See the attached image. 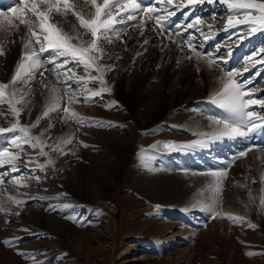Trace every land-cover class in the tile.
I'll use <instances>...</instances> for the list:
<instances>
[{
    "label": "rangeland",
    "instance_id": "obj_1",
    "mask_svg": "<svg viewBox=\"0 0 264 264\" xmlns=\"http://www.w3.org/2000/svg\"><path fill=\"white\" fill-rule=\"evenodd\" d=\"M2 2L8 4L11 0ZM143 3L151 5L154 0ZM179 3L174 0V4ZM226 8L219 0L213 4L205 0L202 5L175 8L169 20L181 26L183 35H194L201 53L226 60L221 67L241 72L238 79L251 77L248 87L257 89L258 97H264V65L247 64L253 49L264 47V34L241 39L247 29L225 28ZM197 17L202 18L203 32L185 31V23ZM207 25L212 29L208 30ZM147 47V53L136 57L135 63V49L125 52L119 46L110 48L123 57L107 75L111 94L97 98L96 103L73 105L82 116L105 122L104 127L64 124L52 114L56 127L49 134L53 138L74 134L73 143L67 146L69 154L57 160L62 171H49L39 184L31 181L30 188L18 189L32 197L49 199L27 200L20 209L9 205L13 214L0 213V264H264V212L259 209L264 153L257 150L264 147L259 146L264 132L211 141L206 147L186 151L164 149V142L193 143L200 138L194 132L210 130L209 115H224L206 103L219 89L223 73L221 67L209 69L206 56L184 59L175 45L164 52L151 44ZM8 49L6 56L0 57L2 82H8L14 74L22 45L9 44ZM184 52L188 53L186 46ZM245 66L248 71H244ZM146 72L150 74L144 77ZM40 91L37 86L29 105L31 115L25 112L22 124L35 121L41 113L44 97ZM112 100L117 106L106 108ZM180 101L184 105L175 107ZM170 102L173 109L168 110L165 105ZM48 123L43 120L34 131L47 128ZM0 126L9 124L0 121ZM81 141L88 147H83ZM248 146L253 151L228 169L221 207L225 212L244 215L257 225L255 229L225 218L211 219L199 207L211 196L210 172L225 167L234 154ZM19 167L26 172L25 165ZM244 184L251 188L254 202H249L248 187L240 186ZM59 193L68 196L53 198ZM8 195H17V189L6 183L0 186V198ZM64 203L71 207L64 208ZM16 210L21 211L19 217L14 215ZM11 238L18 244L9 248L3 241ZM17 251L35 256V261ZM249 252L256 254L247 255Z\"/></svg>",
    "mask_w": 264,
    "mask_h": 264
},
{
    "label": "snow or ice",
    "instance_id": "obj_2",
    "mask_svg": "<svg viewBox=\"0 0 264 264\" xmlns=\"http://www.w3.org/2000/svg\"><path fill=\"white\" fill-rule=\"evenodd\" d=\"M204 2L180 0L179 4H174V0H154V4L145 5L143 0H11L4 4L0 0V8L4 9L0 10V57L6 56L9 44L18 42L22 45L21 57L11 79L8 82L0 81V121L9 124L7 127L0 126V139L3 140V146H0V168L4 169L0 171V186L8 183L17 189V195L0 198V213L13 214L9 205L20 209L26 206L27 200L49 199L47 196L32 197L28 193H20L18 189L30 188L31 181L39 184L47 178L49 171H62L57 167V160L69 154L70 149H66L73 143L74 134L53 138L49 134L56 127L52 122V114L64 124L71 122L81 127L105 126L103 121L82 116L73 105L81 102L96 103L97 98L103 99L105 94H111L112 87L107 75L118 67L117 62L123 57L110 48L119 46L125 52L135 49L133 63L136 57L147 53L150 44L158 47L161 52L171 50V46L175 45L187 60H199L206 56L209 69L213 66L221 67V63L227 62L210 53H201L194 35H183L181 26L169 20L175 15V8L202 5ZM214 2L207 0L209 4ZM219 3L227 6L225 28L244 26L247 31L241 39L257 33L264 34V0H219ZM202 23V18L197 17L184 25L183 29L203 32L204 29L200 27ZM207 28L211 30L212 26L207 25ZM13 36L17 39H11ZM185 46L190 54L184 52ZM110 60L113 63H107ZM247 64L264 65V47L253 49L247 57ZM244 71H248L247 66ZM221 72L220 87L209 96L206 103L215 106L224 115H209L207 119L211 122L210 130L194 132L200 138L193 143L164 142V149L169 152L186 151L206 147L211 141L248 137L257 130L264 132V112L253 107L264 109V97H258V90L248 87L252 83L251 77L240 80L238 77L241 72L223 67ZM37 86L44 97L42 111L35 121L22 124V115L25 112L31 115L29 105ZM116 106L115 100L105 105L108 109ZM45 119L49 121L47 128L35 132ZM80 143L88 147L82 141ZM257 150L264 153V147ZM252 151V146L241 149L225 167L210 172L211 196L209 202L199 203V207L211 219L225 218L233 224H247L252 229L257 228L244 215L225 212L221 207L229 167ZM21 164L26 166V172L19 167ZM13 173L19 175H11ZM252 183H256V180L253 179ZM260 185L259 209L264 212V171L260 173ZM240 186L248 187L249 202H254L251 188L247 184ZM67 196V193H59L58 197L53 198ZM248 206L245 205L246 208ZM63 207L67 209L71 205L64 203ZM14 215L19 217L21 211L16 210ZM74 222L80 223L75 219ZM3 243L12 248L18 244V240L5 239ZM17 254L35 261V256L20 251ZM255 254L247 253L250 256Z\"/></svg>",
    "mask_w": 264,
    "mask_h": 264
},
{
    "label": "bare ground",
    "instance_id": "obj_3",
    "mask_svg": "<svg viewBox=\"0 0 264 264\" xmlns=\"http://www.w3.org/2000/svg\"><path fill=\"white\" fill-rule=\"evenodd\" d=\"M176 19H177V17H175ZM187 18V17H186ZM178 21H180V20H178ZM173 22V21H172ZM178 23H180V22H178ZM172 24H174V22L172 23ZM185 24H187V23H185ZM177 25H179V24H177ZM184 25V24H183ZM175 30V29H174ZM181 31H183V30H181ZM186 31V30H185ZM185 31H184V33H185ZM185 35V34H184ZM143 61V60H142ZM146 61V60H145ZM144 61V62H145ZM140 63H142V62H140ZM151 72V71H150ZM150 73H148V72H146L145 73V75H144V77L146 76V75H149ZM133 100H136V99H133ZM178 100H180V98L178 99ZM168 102V101H167ZM184 105V103L183 102H178L177 104H176V106L175 107H181V106H183ZM135 105L133 104V107H132V109H134L135 107H134ZM167 106V108H168V110H170V109H173V104H171V102L170 103H168V105H165V107ZM164 107V106H163ZM160 113V112H159ZM168 113H169V111H168ZM261 144H259V146L260 145H262V144H264V141H262L261 140V142H260Z\"/></svg>",
    "mask_w": 264,
    "mask_h": 264
}]
</instances>
